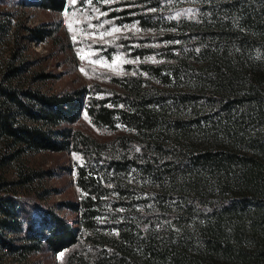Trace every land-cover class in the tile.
<instances>
[{
	"label": "trees",
	"instance_id": "1",
	"mask_svg": "<svg viewBox=\"0 0 264 264\" xmlns=\"http://www.w3.org/2000/svg\"><path fill=\"white\" fill-rule=\"evenodd\" d=\"M91 2L153 31L164 45L132 55L161 50L164 61L141 62L110 87L48 93L34 83L49 75L30 60L0 59V166L19 167L18 179L0 174V264H35L44 248L67 250L64 264H264V0ZM178 3L198 14L174 18ZM13 17L0 12V41ZM21 25L25 38L61 42L54 24ZM84 113L100 130L125 131L99 139L75 126ZM67 151L82 159L78 200L57 206L74 220L29 199L55 172L24 163ZM39 187L35 200L51 194Z\"/></svg>",
	"mask_w": 264,
	"mask_h": 264
},
{
	"label": "rangeland",
	"instance_id": "2",
	"mask_svg": "<svg viewBox=\"0 0 264 264\" xmlns=\"http://www.w3.org/2000/svg\"><path fill=\"white\" fill-rule=\"evenodd\" d=\"M29 1L31 0H0V12L14 13L13 20L7 24L9 29L0 41V59L7 60L16 51L23 58L30 60L34 72L49 75L47 79L34 83L48 93L74 91L96 83L110 87L113 77L136 74L141 62L164 61L160 56L161 50L144 58L132 55V51L138 46L159 48L164 45L155 38L153 31L144 30L136 23L119 24L92 2L81 4L80 0H75V3L73 0H67L64 11L52 12L30 6ZM198 11L194 3H178L173 7V17H195ZM0 22L3 23V18H0ZM21 23L31 27L54 24L59 27L61 42L57 43L55 39H49L39 43L31 38H25L24 35L28 34ZM75 126L102 140L112 139L125 131L123 126H119V130L114 132L100 130L86 113ZM81 160L80 155L71 151L28 155L24 163L30 168L55 172L53 177H48L32 186L37 190L43 185L51 194L46 195L45 199L35 200L34 196H31L34 195L35 190L33 193H28L29 199L40 205H53L61 215L74 220L75 213L68 209H59L57 205L65 201L78 200L75 168L76 163ZM18 168V166L5 168L0 166V174L10 179H18ZM22 191L26 192L25 189ZM66 255L67 250L52 253L44 248L34 254L31 260L35 264H64Z\"/></svg>",
	"mask_w": 264,
	"mask_h": 264
},
{
	"label": "snow or ice",
	"instance_id": "3",
	"mask_svg": "<svg viewBox=\"0 0 264 264\" xmlns=\"http://www.w3.org/2000/svg\"><path fill=\"white\" fill-rule=\"evenodd\" d=\"M88 2L91 3V0H88ZM73 3H75V0H73ZM114 31H119V29H114ZM106 34L110 35L111 33ZM101 38H103V35L101 36ZM81 71H83V69ZM77 159H79V157H77Z\"/></svg>",
	"mask_w": 264,
	"mask_h": 264
}]
</instances>
